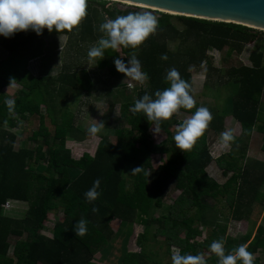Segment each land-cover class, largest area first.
Masks as SVG:
<instances>
[{"label": "trees", "instance_id": "obj_1", "mask_svg": "<svg viewBox=\"0 0 264 264\" xmlns=\"http://www.w3.org/2000/svg\"><path fill=\"white\" fill-rule=\"evenodd\" d=\"M95 5L105 19L137 12L107 6L106 1L87 0L86 15L82 18L87 33L93 30L90 15ZM157 20L154 33L135 48L124 47L121 51L126 59L134 54L141 63V70L148 75L143 84H138L134 95L126 92L127 89L120 92L123 98L120 114L128 128L120 119L114 120L115 125L111 126L114 141L102 137L92 155L75 153L72 149V135L79 131L67 105L57 102L71 89H77L81 79L76 71L64 64L54 77L50 74L34 76L25 64L43 55L47 36L70 35L72 30L49 32L43 29L40 35L26 30L15 32L9 38L0 36V47L7 52V57L0 59V264H98L94 256L106 250L112 235L109 222L113 219L144 228L136 237L139 251L124 252L118 264H162L155 250L158 234L164 238L167 255L172 253L170 248L179 249L181 254H201L206 264H218V258L209 250L213 240L224 241L225 254L244 244L250 253L261 251L264 255L263 227H257L253 236L247 233L236 239L225 238L224 227L215 225L207 215L213 206L206 204L208 200L217 201L223 196L228 204L229 218L235 221L248 219L254 202L264 204V193L260 190L264 185V162L244 159L245 140L254 130L264 133L258 109L264 88L262 52L249 53L250 65L231 66L224 72L227 82L236 85L235 94L227 101L225 110L240 124L244 140H238L243 151L238 157L227 152L215 158V165L223 175L231 172L221 184L209 177L205 169L213 161L206 133L223 129L222 113L209 111L212 119L207 128L184 153L176 148L173 137L167 139L169 147L154 146L149 135L152 122L147 121L143 113L130 111L134 101L145 92L151 96L169 86L164 77L173 67L189 84V94L193 95V71L205 65V80L197 79L201 84L210 76L208 50L221 51L227 47L239 54L245 45L257 39L258 33L264 32L229 22L162 12ZM174 40H177L176 48L170 50L168 42ZM161 54H166L167 59L161 60ZM82 75V82L90 89L92 83L85 71ZM223 78L218 75L215 86ZM13 81L20 87L13 97H8L2 89ZM8 98L15 101L11 111L5 104ZM196 107L195 101L192 109L180 110L193 113ZM45 114L53 125L52 130L44 124ZM32 115L38 117L39 125L28 137L35 146L28 148L21 141L17 143L15 133L2 125L18 127L21 120ZM154 152L166 155L165 162L156 168L152 167L149 157ZM137 167L141 168L134 172L129 186L124 172ZM97 178L100 195L89 202L84 193ZM170 189H179L180 194L166 215L155 217L154 210L163 206ZM10 200L29 205L21 214L12 216L3 207ZM55 210L61 211L62 218L55 219L51 235L47 236L42 232L44 222L48 213ZM191 211H194L192 215ZM80 219L87 222V230L83 235H76L74 225ZM152 223L157 227L150 234L147 228ZM199 225L211 226L200 241L197 238L202 235L203 227ZM218 227L221 234L217 233ZM253 264H261L259 257H254Z\"/></svg>", "mask_w": 264, "mask_h": 264}, {"label": "rangeland", "instance_id": "obj_2", "mask_svg": "<svg viewBox=\"0 0 264 264\" xmlns=\"http://www.w3.org/2000/svg\"><path fill=\"white\" fill-rule=\"evenodd\" d=\"M100 3L102 1L107 2V6H112L117 9H131L135 11H145L146 8L133 6L124 2H117L115 0H90ZM151 10V9H150ZM157 11V10H154ZM156 12L154 15L159 18V13ZM163 13V12H162ZM172 15V14H171ZM91 23L93 30L87 33L84 26V21L78 23L72 29L70 35H50L45 38L47 45L44 48V53L34 59L26 61V67L31 71L32 75L50 74L53 77L56 76L64 64H68L71 70H75L81 82L78 83L77 89H71L67 92L64 99H57L58 104H66L70 112L74 116L73 124L78 129L79 133L72 135V141L70 145L75 153L87 152L92 155L96 148L97 143L102 137L114 141L113 127L114 120L120 119L123 121L124 127L128 128L125 119L120 114V106L123 102V98L120 92L127 89L126 92L135 93L138 88V84L135 81H131L130 78L124 77L122 73H118L113 65L114 57H121V59L127 60L121 53L123 46H118L116 49H105L104 57L98 61L95 66H92L87 56V51L91 46H94L98 38L103 35L98 30V26L105 19L104 15L99 11L98 5L92 6L91 12ZM177 45V40L169 41L168 48L174 50ZM262 52L263 64H264V34L258 33L257 39L244 46L241 53H236L231 49L225 47L221 51L210 49L207 51L211 65L208 68L210 76L207 77L206 83L201 84L197 79L205 80V65H201V69L193 71V95L192 98L197 102L198 107L204 106L209 111L220 112L222 115L227 114L223 117L221 122L223 129L217 132L210 130L206 133L207 148L212 157L213 161L206 167V172L209 177L214 178L218 183H223L226 178L231 174L229 171L226 175L222 174L221 169L215 165V158L223 153L230 152L235 157H238L243 151L241 150V143L238 140H244L241 134L239 123L235 120L229 112H226L227 101L235 94L236 87L232 82H227V76L224 72L231 66L237 65H250L248 55L251 52ZM7 57V52L0 47V59L3 60ZM98 59V58H97ZM92 66V67H91ZM83 71H85L89 81L92 83L90 89L86 88V85L82 82ZM218 75H223L221 83H217L215 86L214 82L218 79ZM195 81V82H194ZM226 82V83H225ZM125 84V87H124ZM132 84V87H129ZM211 84H214L212 86ZM19 84L15 81L4 87L2 91L13 97L16 91L19 89ZM125 88V89H124ZM259 116L261 121L264 122V88L261 93L259 102ZM226 112V113H225ZM192 113L183 112L180 109L177 110L167 120L161 121L159 134L152 132V126L149 127L150 139L153 145L156 147H169L167 141L168 137H173L177 131V126L184 120L188 119ZM232 119H230V118ZM124 120H123V119ZM228 119V120H227ZM96 123H102L104 126L99 128V131L95 134H90L88 128ZM44 124L48 130L53 129V125L49 122V118L45 114ZM39 125L38 117L35 115L29 116L27 119L21 120L18 127L10 128L2 125L4 129L15 133L17 136V143L21 141L25 147H34L35 142L28 137L32 134L33 130ZM115 125V124H114ZM230 131L232 139L223 142L221 140V133ZM256 137L247 139V147H253L256 150V154L253 152H246L244 150L245 158L250 155L251 158L257 156L260 159L248 160H259L264 162V153H261V133H255ZM216 142V143H215ZM218 142V143H217ZM217 144V145H216ZM189 149L184 150L187 153ZM263 156V157H262ZM150 162L152 167L156 168L165 162L166 155L160 152H154L150 154ZM256 158V157H255ZM243 163V161H240ZM246 162V161H245ZM133 169L125 170L124 176L130 183L134 180ZM260 190L264 193V185L260 187ZM180 194L179 189H170L168 195L163 199V206L154 210V216L158 217L166 215L169 206ZM206 204L213 206L212 210L207 212L209 219L216 222L215 225L223 226L225 231L223 232L225 238H239L244 237L247 233L254 235L257 227L261 226L264 228V204L260 205L258 202H254L251 207V213L246 220L235 221L229 215V208L226 199L222 196L217 201L208 200ZM28 203H21L10 200L5 203V212L12 216H17L25 211L28 207ZM194 211H191L192 215ZM207 216V217H208ZM212 217V218H210ZM62 218L61 211L49 212L46 221L44 222L45 230L42 231L47 236L51 235V229L55 222V219ZM196 223L195 225H198ZM200 226V225H199ZM112 235L109 240V244L104 252L98 253L94 256V260L98 264H118L120 257L126 251L138 252L139 248L136 245V237L138 233L142 232L144 228L138 224H123L118 219H113L109 222ZM157 227L156 223H152L147 229L148 232L154 233ZM202 228V235L197 240H202L209 233L211 226H200ZM218 234H221L220 227L217 228ZM264 234V232H263ZM182 237L183 234L180 233ZM230 236V237H229ZM250 236V238H251ZM161 235H157L155 239V250H157L162 258V264H172L171 255L165 253V244ZM226 247V244H223ZM171 252L175 249L170 248ZM10 254V253H9ZM172 254V253H171ZM253 257H259L260 263L264 264V255L261 251H257L253 254Z\"/></svg>", "mask_w": 264, "mask_h": 264}, {"label": "clouds", "instance_id": "obj_3", "mask_svg": "<svg viewBox=\"0 0 264 264\" xmlns=\"http://www.w3.org/2000/svg\"><path fill=\"white\" fill-rule=\"evenodd\" d=\"M87 0H0V36L9 38L13 33L31 30L40 35L43 29L49 32L72 30L86 15ZM157 17L148 11L129 12L126 15L116 16L114 19H106L99 24L98 30L103 33L96 44L87 51V56L92 66H95L104 57L105 49H116L118 46L132 47L140 45L150 34L156 31ZM98 58V59H97ZM161 60H166V54H161ZM113 65L118 73L130 78L137 84H143L148 75L141 70V63L133 54L127 60L121 57L113 58ZM91 66V67H92ZM168 87L157 90L150 96L147 92L134 101L130 111L133 114L143 113L147 121L152 122V132L159 134L161 121L167 120L178 109H192L195 101L189 94V84L180 77L176 68L168 69L165 77ZM132 87V84H129ZM14 99L8 98L5 104L11 111ZM209 110L204 107H196L191 116L177 126L173 135V141L177 149H190L195 141L203 134L211 121ZM104 126L96 123L88 128L90 134H95ZM221 140L227 142L232 139L230 131L222 132ZM141 167L132 170L139 171ZM100 185L99 178L93 180L92 186L84 193L87 201L95 200L99 195L97 190ZM95 212V208L92 209ZM86 221L80 219L74 225L75 234L83 235ZM224 241L213 240L209 250L218 258V264H253V254L247 251L246 245L241 244L225 254ZM172 264H206L201 254H181L175 249L171 254Z\"/></svg>", "mask_w": 264, "mask_h": 264}, {"label": "water", "instance_id": "obj_4", "mask_svg": "<svg viewBox=\"0 0 264 264\" xmlns=\"http://www.w3.org/2000/svg\"><path fill=\"white\" fill-rule=\"evenodd\" d=\"M172 15L229 22L264 32V0H115Z\"/></svg>", "mask_w": 264, "mask_h": 264}, {"label": "crops", "instance_id": "obj_5", "mask_svg": "<svg viewBox=\"0 0 264 264\" xmlns=\"http://www.w3.org/2000/svg\"><path fill=\"white\" fill-rule=\"evenodd\" d=\"M62 35H65V34H62ZM235 85V84H234ZM236 86V85H235ZM236 91V90H235ZM228 114V113H227ZM227 114H225V115H223L222 116V118L225 116H227ZM230 118V117H229ZM230 119H232V118H230ZM228 120V119H227ZM233 120V119H232ZM234 121V120H233ZM235 122V121H234ZM239 127H240V124H239ZM241 129V128H240ZM255 133H261V146H260V148H261V153H264V151L262 150V143H263V140H264V133H262V132H260V131H257V130H254L253 132H252V134H251V136H250V138L249 139H253V138H255L256 137V134ZM216 143V142H215ZM218 143V142H217ZM217 145V144H216ZM250 145V144H249ZM248 144H247V146H249ZM245 150V149H244ZM246 152H253L254 153V155L256 154V150L252 147H247L246 148ZM210 154V153H209ZM244 156H245V154H244ZM248 156V158H250V159H260L259 157H257V156H255V157H253V158H251L250 157V155H247ZM264 156V155H263ZM262 156V157H263ZM247 157L246 158H244V159H248ZM257 161H259V160H257ZM260 162H263V161H260ZM21 203H23V202H21Z\"/></svg>", "mask_w": 264, "mask_h": 264}, {"label": "bare ground", "instance_id": "obj_6", "mask_svg": "<svg viewBox=\"0 0 264 264\" xmlns=\"http://www.w3.org/2000/svg\"><path fill=\"white\" fill-rule=\"evenodd\" d=\"M124 3H127V4H129V2H124Z\"/></svg>", "mask_w": 264, "mask_h": 264}, {"label": "built area", "instance_id": "obj_7", "mask_svg": "<svg viewBox=\"0 0 264 264\" xmlns=\"http://www.w3.org/2000/svg\"><path fill=\"white\" fill-rule=\"evenodd\" d=\"M7 202H8V201H7ZM7 202H6V203H7ZM4 206H5V204H4ZM4 206H3V207H4Z\"/></svg>", "mask_w": 264, "mask_h": 264}]
</instances>
